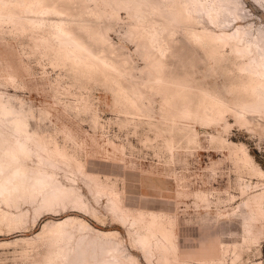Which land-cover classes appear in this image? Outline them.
Wrapping results in <instances>:
<instances>
[{"label": "rangeland", "instance_id": "1", "mask_svg": "<svg viewBox=\"0 0 264 264\" xmlns=\"http://www.w3.org/2000/svg\"><path fill=\"white\" fill-rule=\"evenodd\" d=\"M5 1L19 7L14 20H0L1 99L49 151L60 150L56 167H42L73 184L83 205L45 204L40 194L14 203L0 198V264H57L56 248L65 239L57 238L52 222L65 216L117 231L104 241L135 258L131 264H264V204L258 202L264 198V114L238 116L242 60L233 58L230 40L198 43L189 26L171 21L155 1L126 8L114 0H52L66 8L62 16L36 12L50 0ZM28 1L32 11L24 10ZM237 2L240 17L226 29L208 24L212 34L264 29V5ZM41 18L69 22L83 48L62 45L46 25L31 27L27 20ZM2 123L9 143L10 122ZM77 163L116 188L125 220L109 211L106 193L88 189L95 180L81 175ZM28 164L30 170L37 165ZM150 214L161 226L149 235V247L135 236ZM139 215L145 221L129 226ZM77 226L68 227L78 233L72 230L75 251L79 235L96 236ZM162 227L172 233L170 246Z\"/></svg>", "mask_w": 264, "mask_h": 264}, {"label": "bare ground", "instance_id": "2", "mask_svg": "<svg viewBox=\"0 0 264 264\" xmlns=\"http://www.w3.org/2000/svg\"><path fill=\"white\" fill-rule=\"evenodd\" d=\"M114 1L116 4L122 3L123 6L126 8H132V4L135 7H139V6L144 7L146 5L150 6L152 1H155L156 4L161 7L160 9L164 10L166 16L171 21H174L178 25L189 26L188 32L190 37H192L198 43L199 42L202 44L206 43L207 45L211 44L212 47H216L220 44L221 45L225 44L227 43V40H230L231 43H229V45L232 54H234L233 58H235L236 60L238 59L242 60L241 62L239 61V63H237L238 76H237L236 85L238 87V92H239L237 99H238V107L242 110L241 113L242 115L238 114V116L243 117L244 116L243 113L264 114V29H260V30L258 29L259 31L256 30L257 33L255 31L256 34H254L249 31V28L243 29L241 27H237V28L235 27L236 29L231 33L224 32L218 35V34H212L207 27V25L209 24L213 27L226 29V26L229 25L230 22H232L233 20H237L240 17V15L237 12V8H238L237 0H114ZM252 1L255 4L258 2L259 4L264 5V0H252ZM49 2H50L49 6L46 5L44 8L39 9L36 12L52 13L57 16L59 15L62 16V14L65 13L66 8L63 7V4L62 7L61 6L57 7V5L56 6L53 5L54 3H52L53 2L52 0H50ZM33 4L34 3H32L31 1H28L25 5L26 7H28V9L24 8V10L32 11L31 8ZM18 7L19 5L18 6H16V4L12 5L11 2L10 4H8L7 1L0 0V20L2 21L14 20L16 18L15 15L18 14V12L16 13L15 9ZM24 14H26V12H24ZM29 19L27 20L29 21V25L31 27L40 28L43 25H46L51 30V32L50 31L49 32L54 37V39H56L57 42L59 41L62 45L83 48V44L77 38L79 36H77L74 30L69 26V22H65L62 19H58V20L50 19V21L47 20L46 23V20H44L43 18L31 19V20ZM193 26H200V29H195ZM156 35L157 34H155L154 31H151L149 37L152 43H154L155 41L154 37H156ZM84 49H86L87 52L89 51L87 48ZM69 57L70 59H73L72 56ZM0 115L2 116L0 117V122L5 123L6 118L10 122L9 129H10V136L12 137L11 138L12 141L11 142L9 141V143H7L3 132L0 130V198L5 202L11 200L14 203V201L17 200V198L32 197L37 194H40L45 204H55L60 201L62 202L71 201V203H77L76 205L78 204L83 205L82 201L80 200V198L82 197L78 194V191H76L77 189L76 187L73 186V184L71 183L70 184L68 183L67 185L63 184L58 180V178H56V174L54 172L48 171L42 167V164L44 163L56 167L59 162L54 160L53 157L56 153H61L60 150L56 146H54L53 150L49 151L47 145H45L42 140L37 138V136L34 135L33 133L28 132L26 130L27 121L24 118V116L13 110L10 107L9 103L4 102L1 99V95H0ZM62 156L64 157L63 154ZM28 161H32L35 162V164H37L36 166H34L33 170H30L29 168L30 165L28 164ZM76 166H77L76 167L77 171L80 172L81 175H84V177L86 176L89 179L90 183L94 182L95 180L94 184L91 183L90 185H88L89 183L85 182L88 185L87 186L88 189H90L92 193L95 192V194L103 193V192H104L103 194L106 193L108 195V198L106 196L108 200L107 204L109 202L108 209L110 208L112 212L115 213V215L112 212L111 213L116 218L122 219L123 221V219L127 217L126 216L127 211H125L126 209L125 210L122 209V205L119 206L120 200L118 197L119 196L118 192L117 190H115L116 188H113L112 186H108L106 184L103 185L99 183L98 180H96L97 177L94 176L95 173L85 172L84 170L85 168L78 163L76 164ZM86 179L85 181H87ZM89 186L94 187V189L92 190ZM94 196H99V195H94ZM258 202L260 204H264V198L262 197L258 198ZM85 207L87 208L89 206L87 205ZM110 209L109 211H111ZM150 216L152 218L144 222V225H142L143 227L145 226L144 227L145 229L141 226L143 230L140 229L141 232L140 230H138L139 231L138 233H140L139 235L135 233L138 228L135 229L136 231L134 232L135 235L139 236V237L135 236V238L137 239L139 238L138 241L141 242L142 246H145V244L148 242L147 239L150 237L149 235L152 236L154 232V228L159 227L160 229L161 226V225L158 226V220L154 218V215L150 214ZM142 219L144 218H142L141 215H139L138 218L134 217L129 223L130 224L129 226H133L132 224L133 223L136 224L138 220H140L141 222ZM74 222H78L79 224L78 223L74 224ZM52 223H54L53 225L55 226L54 228L55 231L59 232V236L57 235L58 236L57 238H59V240L65 239L64 240L65 244H63V246L59 244L56 248L57 249L56 257L58 258L57 264H62L64 260L68 258V254L72 255V258L70 257L71 260L68 261L67 264L69 263L70 264H131V262L135 259V258L134 259L131 258L132 256L126 258V256H124L121 251L120 253L117 250L115 245H110V243L108 244L106 241H104V239L106 240L107 238H109V236L116 235L117 231L97 229L91 226L90 224H88L84 220H78V218L75 216H65ZM124 223L126 222L124 221ZM72 224L76 226L78 225L77 226L78 230L88 228V230L96 234L95 237L93 236L94 238L91 236V238H93L94 240L89 239L90 241L92 240L91 242L88 241L90 235L86 234L87 235L86 236L84 234L87 240H83L82 235L81 236L79 235V238L76 239L79 240L78 245L81 246V248L79 247L80 249L76 251H75V247L73 245L72 246L70 245L71 242L72 243L75 242L72 241V239L73 237H75L74 231H76L77 229L76 226L73 227L74 225ZM68 227L69 228L73 227L76 229L71 228L72 230H74L72 231L68 229ZM159 229H157V234L159 233L158 231ZM83 232L84 231H82V233ZM160 232H161L160 235L162 236L164 242H166L167 244L169 243L170 246V244H172L171 242H173L171 241V236H172L171 231L166 227L165 228L162 227ZM157 239L158 238H156V241L154 239L155 242L153 243H156V246L157 247L159 246L160 248V245H157L158 244ZM110 242L111 244H113L112 241ZM158 242L161 244L160 240ZM164 245L165 244L163 243V246ZM142 246H140L141 249H143ZM148 246L146 247L148 248ZM169 246L166 245V247ZM82 249H84L83 251L84 254L81 252ZM149 249L145 250V252L149 251ZM164 250L165 247L163 248L162 251ZM80 253H82L83 256L80 255ZM164 253L161 254L163 261L166 259L164 257L165 256ZM166 253H168V251ZM214 262L212 263L214 264Z\"/></svg>", "mask_w": 264, "mask_h": 264}]
</instances>
